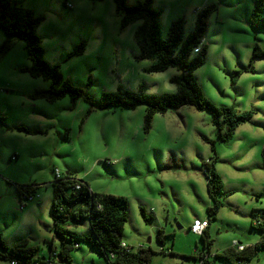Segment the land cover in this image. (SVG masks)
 Listing matches in <instances>:
<instances>
[{
	"label": "rangeland",
	"instance_id": "rangeland-1",
	"mask_svg": "<svg viewBox=\"0 0 264 264\" xmlns=\"http://www.w3.org/2000/svg\"><path fill=\"white\" fill-rule=\"evenodd\" d=\"M16 2L42 17L36 32L44 59L58 64L64 78L94 104L82 97L73 103L68 95L54 101L31 98L50 81L20 70L29 65L22 40L15 39L0 58V118L5 122L0 126V233L5 243L26 239L38 257L48 255L50 243L61 246L51 219L53 169L84 179L94 192L125 197L128 216L121 239L133 250L149 246L154 252L150 264H198L192 256L203 242L189 230L196 218L209 219L212 264H229L214 254L232 240L252 245L260 239L251 212L264 210V58L251 60V52L255 43L264 50V29L254 30L248 22L252 0L152 1L163 37L178 18L184 20V35L189 34L196 12L213 8L203 38L205 61L194 75L213 104L252 114L227 141L218 138L211 115L192 105L154 114L147 130L144 104L96 106L102 92L118 86L135 91L142 85L144 92L155 94L176 91L170 77L178 69L145 70L149 61L137 58L134 40L140 22L122 27L113 0ZM3 38L0 30V43ZM80 43L84 49L74 53ZM14 120L39 132L18 131ZM203 161L212 162L222 181L214 218L207 214L212 200ZM15 184H30L36 191L34 199L22 198L21 209ZM71 228L83 232L86 223ZM71 258L73 264L105 260L84 241L71 250ZM0 264L9 262L0 259ZM249 264H264V245Z\"/></svg>",
	"mask_w": 264,
	"mask_h": 264
},
{
	"label": "trees",
	"instance_id": "trees-1",
	"mask_svg": "<svg viewBox=\"0 0 264 264\" xmlns=\"http://www.w3.org/2000/svg\"><path fill=\"white\" fill-rule=\"evenodd\" d=\"M152 1L143 0L128 4L127 0H113L115 10L121 17L122 27L135 21L140 22L134 31V40L138 47L137 58L149 61L145 70L159 72L169 67L178 69L179 72L170 77L176 91L155 94L144 92L142 85L135 91L118 86L116 91L102 92L96 106L133 109L138 104H144V122L147 130L154 114L164 113L170 108L192 105L211 115L216 134L221 141L229 140L240 123L251 119V112L237 113L231 106L213 104L203 95L194 75V71L205 61L207 49L203 38L213 8L203 7L196 12L194 27L189 34L184 35V20L178 18L170 23L166 36L163 37L160 12L153 8ZM252 2L248 22L254 30L264 29V0ZM41 20L42 17L35 16L31 9L23 7L16 0H0V30L4 36L0 43V58L11 49L15 39L22 40L29 65L21 67L20 70L32 77H42L50 81L47 88L35 89L30 94L31 98L54 101L68 95L73 103L82 97L93 105L94 102L81 89L64 78L58 64H50L44 59V49L36 32ZM199 44L200 50L194 52V48ZM83 49L84 44L80 43L74 53H81ZM258 58H264V50L255 43L252 46L251 60ZM18 129L27 133L39 132L25 127ZM203 164L207 193L212 200V204L207 207V214L209 218H214L221 205L217 195L221 191L222 181L211 161H203ZM55 171L53 169L54 179L51 182V219L53 234L61 240V246L56 249L50 243L48 255L38 257L36 247L28 246L26 239H19L7 245L0 233L1 260L8 261L9 264H73L71 250L77 248L80 241H84L104 256L102 264H150L154 252L149 246L145 248L140 245L133 250L126 244L121 245L124 242L121 239L123 227L128 216L125 197L94 192L84 179L75 177L69 171L59 174ZM15 190L20 199L24 197L26 200H32L36 196L35 188L30 184H15ZM141 213L145 217L143 208ZM251 217V224L260 232V239L252 245H243L241 249L226 247L215 253L214 257L223 258L229 264L249 262L257 249L264 245V221L259 220L264 218V210L254 209ZM207 220L209 222V219ZM81 223H86L85 231L77 232L71 228ZM163 236L162 230L158 229L156 239L161 244ZM199 236L203 246L192 257L199 261L198 264H212L209 258L211 239L208 231L204 229Z\"/></svg>",
	"mask_w": 264,
	"mask_h": 264
},
{
	"label": "built area",
	"instance_id": "built-area-1",
	"mask_svg": "<svg viewBox=\"0 0 264 264\" xmlns=\"http://www.w3.org/2000/svg\"><path fill=\"white\" fill-rule=\"evenodd\" d=\"M200 47H201V45L199 44L198 46H196L195 48H194V52H198L199 50H200ZM56 174H59V171L56 169ZM29 200H31V199H29ZM28 200V201H29ZM19 207H20V209L23 207V203L20 201L19 202ZM208 224H209V222H208V220L207 219H203V220H201V219H194L193 220V222L191 223V225H190V227H189V230L192 232V233H195V234H201L202 232H203V230L204 229H206V227L208 226ZM122 246H125V243L124 242H122V244H121ZM233 245H235V247L236 248H238V249H241L242 248V246L243 245H240V244H238L236 241H233ZM206 256H208L207 254H206ZM14 262H12V264H13ZM237 264H249V262H247V261H242V262H236Z\"/></svg>",
	"mask_w": 264,
	"mask_h": 264
},
{
	"label": "crops",
	"instance_id": "crops-1",
	"mask_svg": "<svg viewBox=\"0 0 264 264\" xmlns=\"http://www.w3.org/2000/svg\"><path fill=\"white\" fill-rule=\"evenodd\" d=\"M253 3V2H252ZM1 120H2V123H0V126L1 125H3L4 123H3V118H0V122H1ZM11 125H15V127H17V129H18V127H25V128H27L28 126H25V124L23 123V122H21L20 120H14L13 121V124H11ZM13 127L11 126L9 129H12ZM27 129H29V128H27ZM20 129H18V131H19ZM24 131V130H23ZM13 155H11V157H12ZM15 192H16V190H15ZM13 194L16 196L17 195V192L16 193H14L13 192ZM18 196V195H17ZM18 198V197H17ZM22 202L23 203V206H25V204L26 203H24L23 201H22V199H20V198H18V205H19V202ZM20 208V207H19ZM209 225H210V222H209V224H208V226L206 227V230L208 231V228H209ZM233 241H236L238 244H240V245H244V244H241V243H239L237 240H232L231 241V243H230V245L229 246H227V247H230V246H233V247H235V245H233ZM16 242V241H15ZM14 243V242H13ZM6 244L7 245H10V242H6ZM226 248V247H225ZM224 249V248H223Z\"/></svg>",
	"mask_w": 264,
	"mask_h": 264
},
{
	"label": "water",
	"instance_id": "water-1",
	"mask_svg": "<svg viewBox=\"0 0 264 264\" xmlns=\"http://www.w3.org/2000/svg\"><path fill=\"white\" fill-rule=\"evenodd\" d=\"M178 228L181 229V226L179 225Z\"/></svg>",
	"mask_w": 264,
	"mask_h": 264
}]
</instances>
